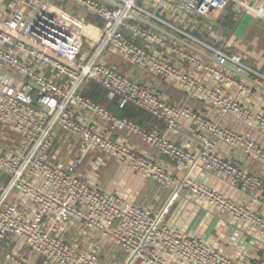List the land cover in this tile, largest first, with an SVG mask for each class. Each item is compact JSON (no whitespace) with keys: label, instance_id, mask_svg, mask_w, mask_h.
I'll list each match as a JSON object with an SVG mask.
<instances>
[{"label":"built area","instance_id":"2783aa9c","mask_svg":"<svg viewBox=\"0 0 264 264\" xmlns=\"http://www.w3.org/2000/svg\"><path fill=\"white\" fill-rule=\"evenodd\" d=\"M64 1L99 24L70 15L59 6ZM164 1L169 6L166 20L147 9V0H0V241H19L43 264H102L94 245L69 240L70 231L78 228L81 237L109 242L125 258L124 264L130 260L131 264H243L166 226L184 189L209 209L264 238L262 215L191 176L200 165L242 192L254 194L255 203H260L264 180L219 155L212 139L241 149L262 165L264 149L249 134L228 130L185 102H170L108 62L115 57L209 104L222 117L237 118L264 133V111L242 104L238 97L252 98L254 90L227 67H236L262 88L264 74L225 46H211L192 36L191 28L200 27L188 20L210 22L213 13L231 9L236 18L264 22V0ZM156 9L165 13L160 4ZM140 19L160 24L159 28L196 48L205 47L211 61ZM89 83L100 86L109 101L142 110L174 135L189 122L202 148L192 154L118 117L83 95ZM232 88L238 96L225 92ZM61 135L79 140L86 154L115 159L144 178L172 188L168 203L155 211L102 191L97 173L105 166L104 158L98 159L92 178L80 176L77 162L59 158L55 144ZM130 137L175 163L185 176L174 177L164 165L137 151L128 142ZM15 264L31 263L17 259Z\"/></svg>","mask_w":264,"mask_h":264},{"label":"crops","instance_id":"0c3cea01","mask_svg":"<svg viewBox=\"0 0 264 264\" xmlns=\"http://www.w3.org/2000/svg\"><path fill=\"white\" fill-rule=\"evenodd\" d=\"M159 4L163 7L165 13L163 10L159 11L156 9ZM59 6L70 15L85 23H98L95 19L86 15L84 11L71 3L64 1L61 2ZM70 7L83 12L85 18H80L70 13L68 10ZM146 7L163 20L168 19L166 11H168L167 9L169 6L164 0H147ZM204 22L206 23V21ZM175 24L180 26L179 23ZM235 25L236 22L234 26ZM156 26H158V24ZM207 28L208 31H211V28ZM224 29L227 30V28ZM228 30L230 31L229 28ZM251 31L252 28L248 30L249 33ZM191 34L197 39L202 40L201 33L191 31ZM257 37L258 36H256V38ZM227 39L228 40L216 38L218 41H224L221 46L210 43H208V45L219 48L224 46L228 47L229 44L233 43L234 39L231 36ZM259 39H255L251 44L256 51H251L253 53L252 55L246 54L244 56V61L245 63L255 64L256 66L254 65L252 68L264 74V48L257 49L255 46L257 40L258 43L261 44V40L264 41V38ZM197 49L206 55L204 57L207 61H211V56L207 53L205 47L201 46ZM108 62L118 67L124 75L158 92L170 102H185L189 107L201 113L212 122L219 123L222 127L240 134H249L264 149V133L259 132L253 126L245 124L243 121L231 116L222 117L220 113L209 104L197 98L188 97L175 86L166 84L140 69L132 68L115 57H110ZM246 85L254 90V96L252 98L238 96V92L234 88L228 89L225 92L234 97L238 96L241 103L244 105H248L257 111H264V87H257L248 81H246ZM137 122L148 131L155 132L173 143L184 146L192 154H197L202 148L201 142H199L195 136L194 126L189 122L183 124L182 130L177 135L172 134L165 124L148 115H143L138 118ZM120 135L125 136V134ZM128 142L137 151L146 154L156 162L164 165L174 177L183 178L185 176L183 170L175 163L161 156L156 150L148 147L139 138L130 137L128 138ZM212 142L216 147L217 153L227 161L232 162L238 168L249 174L264 180V165L246 156L239 148L229 147L214 138ZM55 146L60 159L67 162L75 161L78 163V173L82 177L92 178V173L94 172L98 159L104 158L105 166L101 169H103L102 173L105 171V174L107 173V186L106 188L104 187V183L102 182L104 177L99 175L98 187L106 193L118 195L137 206L149 207L155 211L161 210L171 197L172 188L168 189L152 179L144 178L141 174L123 166L115 159H107L99 153L86 154L82 143L71 136H59ZM191 176L195 182L207 184L211 189L223 194L238 204L250 208L253 212L264 217V200L260 203H255L254 199H256V196L254 194L242 192L229 180L205 171L200 165L192 172ZM0 178H2L1 174ZM165 224L168 227H175L191 237L198 238L208 243L214 250L222 252L237 262L243 264H264V238L262 236L251 230L245 229L242 224L233 221L226 214L209 209L205 203L200 202L189 190L184 189L180 191V196L172 206ZM78 231V228H74L70 231L68 235L69 240L80 245H94L100 252L102 264H110L113 260L119 261L120 264L125 263V258L116 253L115 248H113L109 242L101 241L98 238L81 237ZM17 259L29 260L31 264H43L41 258L33 253L29 247L22 245L19 241H0V264H15Z\"/></svg>","mask_w":264,"mask_h":264},{"label":"rangeland","instance_id":"374dc122","mask_svg":"<svg viewBox=\"0 0 264 264\" xmlns=\"http://www.w3.org/2000/svg\"><path fill=\"white\" fill-rule=\"evenodd\" d=\"M69 12L72 13L73 15L80 17V18H85V14L83 12H80L73 7H70ZM224 12H215L211 15V21L210 22H204L201 20H197L196 18L189 17V21H191V26L192 24H195L196 26L200 27L198 30H193L196 31L197 33H201L200 35L202 36V42L208 44H216L217 46L223 45L224 41H218L216 38H223L225 40H228L227 38L231 36L234 41L232 44H227L228 47H226L230 52L233 54H240L242 57H244L246 54H253L251 51H256L255 48L251 46L253 41L255 39H261L264 38V23L257 21L254 18L247 17V16H238L235 21L236 25L234 26H226V22L223 20ZM226 14L225 16H227ZM204 22V23H203ZM88 24V22H86ZM211 28V31H208V28ZM229 27L230 31L224 28ZM252 28V31L249 33L248 30ZM256 36H258L256 38ZM259 39V40H260ZM256 48H264V41L261 40V44L255 43ZM86 50V48H85ZM247 63V62H246ZM250 67H254L255 64H249L247 63ZM256 66V65H255ZM103 169H100L98 171V177L99 175L104 177L102 182L104 183V187L106 188L107 186V180L108 177L105 172L102 173ZM107 170V169H104Z\"/></svg>","mask_w":264,"mask_h":264},{"label":"trees","instance_id":"16d2710c","mask_svg":"<svg viewBox=\"0 0 264 264\" xmlns=\"http://www.w3.org/2000/svg\"><path fill=\"white\" fill-rule=\"evenodd\" d=\"M223 20L226 22V26H233L235 24V15L228 9L224 12ZM228 14L227 16H225ZM262 23V22H261ZM264 23V22H263ZM229 28V27H226ZM83 95L86 98L92 99L93 101L105 106L110 111H112L115 115L120 118L132 120L136 123L137 119L142 117L143 115H147L142 110L132 106V105H121L117 100L109 101L106 97L105 91L98 85L94 83H89L86 85L83 91ZM149 116V115H148ZM139 124V123H138Z\"/></svg>","mask_w":264,"mask_h":264},{"label":"water","instance_id":"95a60500","mask_svg":"<svg viewBox=\"0 0 264 264\" xmlns=\"http://www.w3.org/2000/svg\"><path fill=\"white\" fill-rule=\"evenodd\" d=\"M140 21H143V20L140 19ZM143 22L147 23V24L150 25L152 28H154L155 30H157V31L160 32L161 34L167 36V37L170 38L171 40L176 41L177 43H179V44H181V45H183V46H185V47H187V48H189V49H191V50L197 52V53L200 54V55L206 56L203 52H201L200 50H198L196 47L192 46L191 44L185 42L183 39L176 37L175 35L169 33V32L166 31V30H163V29L157 27V26L154 25V24L148 23V22H146V21H143ZM227 69L230 70V71H231L232 73H234L235 75H237L238 77H240V78H242V79H244V80H246V81H248V82L253 83V80H252L250 77L246 76L243 72L238 71L236 67H234V66H228ZM35 99H37V97H35ZM131 262H132V260H130V261L128 262V264H131Z\"/></svg>","mask_w":264,"mask_h":264}]
</instances>
